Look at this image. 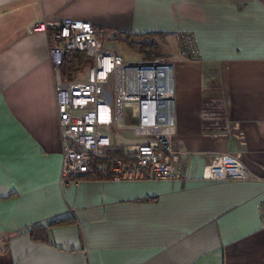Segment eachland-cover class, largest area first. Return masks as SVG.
Here are the masks:
<instances>
[{"label": "crops", "instance_id": "1", "mask_svg": "<svg viewBox=\"0 0 264 264\" xmlns=\"http://www.w3.org/2000/svg\"><path fill=\"white\" fill-rule=\"evenodd\" d=\"M63 17L94 24L111 51L116 34L195 37L198 60L160 57L186 181L61 182L51 42L29 30ZM206 97L225 100L227 132L203 129ZM219 153H241L250 179L204 180ZM263 206L264 0H0V264H264Z\"/></svg>", "mask_w": 264, "mask_h": 264}, {"label": "built area", "instance_id": "2", "mask_svg": "<svg viewBox=\"0 0 264 264\" xmlns=\"http://www.w3.org/2000/svg\"><path fill=\"white\" fill-rule=\"evenodd\" d=\"M35 32H47L51 42L56 108L64 143L62 183L77 180L90 170L95 157H105V152L113 148V130L122 128L124 111L130 108L137 119L132 128L138 141L129 145L123 155L110 160L104 177L117 182L188 179L173 144L176 111L172 65L160 59L125 61L122 55L107 48L104 32L85 20L63 17L43 21L29 30ZM179 41L186 58H200L192 34H180ZM69 51L87 57L85 80L63 81L61 66ZM205 102L200 113L203 129L227 132L225 100L215 97ZM203 179L245 181L250 177L241 153H219L206 166Z\"/></svg>", "mask_w": 264, "mask_h": 264}, {"label": "trees", "instance_id": "3", "mask_svg": "<svg viewBox=\"0 0 264 264\" xmlns=\"http://www.w3.org/2000/svg\"><path fill=\"white\" fill-rule=\"evenodd\" d=\"M159 35V34H157ZM156 34H145V35H135V34H116L114 40L124 44L131 50L138 51L141 53L143 59L161 56L159 52V43L155 40L158 37ZM88 62L87 57L83 53L69 51L66 52L63 64L61 66L62 79L65 82L75 80L78 74L81 72L82 68ZM124 150L120 147L112 148L111 150L105 152V157H95L93 159L90 170L85 174H94L102 177V165L107 167L110 165V160L114 157L123 155ZM104 172V171H103ZM84 175V176H85ZM58 223H63L62 220H55L50 224L56 225ZM40 227V226H38Z\"/></svg>", "mask_w": 264, "mask_h": 264}, {"label": "rangeland", "instance_id": "4", "mask_svg": "<svg viewBox=\"0 0 264 264\" xmlns=\"http://www.w3.org/2000/svg\"><path fill=\"white\" fill-rule=\"evenodd\" d=\"M159 52H161L162 54L163 53H171L178 50L179 47H180V41L178 42V40H170V41H167L165 43H159ZM110 49H112L113 51L119 53L120 55L123 56V58L125 59V61L127 62H140L143 60L142 58V54L139 53L138 51H135V50H131L130 48L128 47H125V45L123 44H120V45H116L115 44V47H112V45H109L108 46ZM165 56V55H164ZM161 56H158V57H152V58H147V59H144V60H155V59H160V60H163L164 62L167 61V57H164L163 58H160ZM87 63L86 65L82 68L81 72L78 74V76L76 78H80L81 80H85L88 76V68H87ZM214 81H211L210 84H206L207 87L209 88H215L216 84L213 83ZM221 87L218 88V90H223L222 88V83L220 85ZM213 97H206L205 100H204V106L206 104L205 101L207 100H211ZM219 98V97H217ZM131 112V115L128 116V114H130ZM132 111H131V108L130 109H125L124 111V118H125V124L122 125V128H120L119 130L118 129H114L113 130V134L116 135V144H119L120 146H122L121 148L124 149V147H128L129 145L133 144V143H136L138 140L135 139V137L133 136V126H135L137 124V121H136V118L134 116H132ZM104 156H106L104 154Z\"/></svg>", "mask_w": 264, "mask_h": 264}]
</instances>
